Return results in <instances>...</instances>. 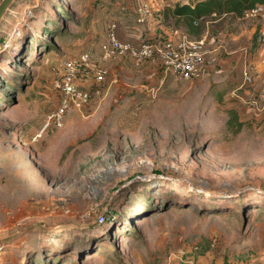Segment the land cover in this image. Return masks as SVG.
<instances>
[{
  "label": "rangeland",
  "instance_id": "obj_1",
  "mask_svg": "<svg viewBox=\"0 0 264 264\" xmlns=\"http://www.w3.org/2000/svg\"><path fill=\"white\" fill-rule=\"evenodd\" d=\"M117 6L12 0L0 18V236L23 230L0 237V264H264V70L242 84L240 59L163 80L101 61L95 102L42 129L62 60L97 63ZM211 20L201 34L249 21Z\"/></svg>",
  "mask_w": 264,
  "mask_h": 264
},
{
  "label": "built area",
  "instance_id": "obj_2",
  "mask_svg": "<svg viewBox=\"0 0 264 264\" xmlns=\"http://www.w3.org/2000/svg\"><path fill=\"white\" fill-rule=\"evenodd\" d=\"M134 3L135 23L140 25L149 23L154 16L151 0H134ZM257 16L264 17V9H261L260 5L245 11L243 15L246 18ZM120 26L117 20L107 24L105 39L100 45V62L92 61V55L88 50L62 60L59 76L53 82L60 98L47 114L42 129L52 124L60 125L69 110H82L95 102L101 95L102 85L109 75V68L101 61L125 55L137 63L154 58L163 72L172 71L180 79H193L202 75L208 51L206 36L190 37L181 34L177 38L156 36L125 39L118 34ZM255 41L264 44V24L257 30ZM257 73V64L244 59L241 68L242 84H251ZM89 76L92 82L88 83L86 80Z\"/></svg>",
  "mask_w": 264,
  "mask_h": 264
},
{
  "label": "crops",
  "instance_id": "obj_3",
  "mask_svg": "<svg viewBox=\"0 0 264 264\" xmlns=\"http://www.w3.org/2000/svg\"><path fill=\"white\" fill-rule=\"evenodd\" d=\"M117 6L116 13L120 18L121 26L118 29V34L121 38L125 39H136V38H151L156 36H164L177 38L181 34H187L186 29L183 24L176 23L175 19L170 16V9H172L176 3L185 1V0H151V5L154 10V16L151 18L150 22L147 24L137 25L134 21V11H135V3L134 0H116ZM168 5L167 10H165V5ZM261 9H264V4L260 5ZM168 16L171 17V27L166 23V19ZM246 17H235L234 19L241 20ZM248 28L247 30L243 28H222V29H213L209 31V26L205 29L204 33L201 36L207 37V62L203 67L202 75L206 74L207 70L212 69L214 64H227L233 60L239 62L240 59L246 58V53L248 54V49L252 48L250 53L253 56V59L256 61L255 63L258 66V72L264 70V44H259L256 41H253L250 37H247L248 32L254 33L264 24V17L257 16L253 18H247ZM236 20V21H237ZM215 20H212L214 22ZM190 36V35H189ZM191 37V36H190ZM200 37V36H199ZM257 46V47H256ZM256 47V48H255ZM228 53L227 56L224 54ZM225 56L226 59L223 57ZM250 56V54H249ZM99 58V56H98ZM111 61V60H110ZM116 64L114 67L119 68L122 71H128L129 66L134 68L143 67L146 68L147 71L153 73L157 72L160 68V72L158 74L164 80V73L157 62L156 59L150 58L147 60H143L140 62H135L132 58L125 55L116 60H113ZM159 67V68H158ZM222 67V66H221ZM201 75V76H202Z\"/></svg>",
  "mask_w": 264,
  "mask_h": 264
},
{
  "label": "trees",
  "instance_id": "obj_4",
  "mask_svg": "<svg viewBox=\"0 0 264 264\" xmlns=\"http://www.w3.org/2000/svg\"><path fill=\"white\" fill-rule=\"evenodd\" d=\"M261 4H264V0H185L176 3L170 9L172 11L170 16L172 14L176 23L183 24L191 37H199L202 35V22L207 17H211L212 20L224 19L227 15L232 18L242 17L245 11ZM168 8L170 7L166 4L165 10ZM227 113L228 129L236 131L246 123L245 120L240 119L235 109L229 108Z\"/></svg>",
  "mask_w": 264,
  "mask_h": 264
},
{
  "label": "water",
  "instance_id": "obj_5",
  "mask_svg": "<svg viewBox=\"0 0 264 264\" xmlns=\"http://www.w3.org/2000/svg\"><path fill=\"white\" fill-rule=\"evenodd\" d=\"M11 1L12 0H0V18L3 15V13L5 12L6 8L8 7V5L10 4ZM22 231L23 230H20L13 237H8V241H13L18 235H20L22 233ZM1 241L5 242V240H3V239Z\"/></svg>",
  "mask_w": 264,
  "mask_h": 264
},
{
  "label": "bare ground",
  "instance_id": "obj_6",
  "mask_svg": "<svg viewBox=\"0 0 264 264\" xmlns=\"http://www.w3.org/2000/svg\"><path fill=\"white\" fill-rule=\"evenodd\" d=\"M2 235L0 236L1 239L6 240L8 238V231H9V223H5L3 228L1 229ZM1 233V232H0Z\"/></svg>",
  "mask_w": 264,
  "mask_h": 264
},
{
  "label": "flooded vegetation",
  "instance_id": "obj_7",
  "mask_svg": "<svg viewBox=\"0 0 264 264\" xmlns=\"http://www.w3.org/2000/svg\"><path fill=\"white\" fill-rule=\"evenodd\" d=\"M30 264H34V263L32 262V263H30Z\"/></svg>",
  "mask_w": 264,
  "mask_h": 264
}]
</instances>
